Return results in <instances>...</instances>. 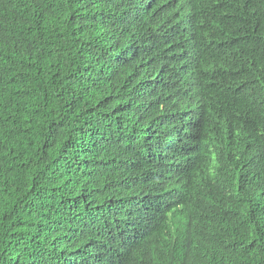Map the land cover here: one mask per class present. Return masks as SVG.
<instances>
[{"label":"trees","instance_id":"obj_1","mask_svg":"<svg viewBox=\"0 0 264 264\" xmlns=\"http://www.w3.org/2000/svg\"><path fill=\"white\" fill-rule=\"evenodd\" d=\"M0 264H264V0H0Z\"/></svg>","mask_w":264,"mask_h":264},{"label":"bare ground","instance_id":"obj_2","mask_svg":"<svg viewBox=\"0 0 264 264\" xmlns=\"http://www.w3.org/2000/svg\"><path fill=\"white\" fill-rule=\"evenodd\" d=\"M189 238V237H188Z\"/></svg>","mask_w":264,"mask_h":264}]
</instances>
